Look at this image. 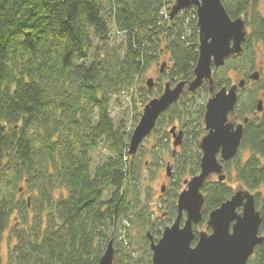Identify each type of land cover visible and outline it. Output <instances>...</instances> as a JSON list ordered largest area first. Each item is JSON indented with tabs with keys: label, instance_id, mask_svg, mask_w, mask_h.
Masks as SVG:
<instances>
[{
	"label": "trees",
	"instance_id": "trees-1",
	"mask_svg": "<svg viewBox=\"0 0 264 264\" xmlns=\"http://www.w3.org/2000/svg\"><path fill=\"white\" fill-rule=\"evenodd\" d=\"M221 1L232 18L244 17L249 34L242 54L213 68L214 86L233 83L227 68L240 72L251 63L234 114L237 122L247 121L236 155L221 161L225 179L213 177L201 188L202 220L193 225L192 244L208 213L238 185L254 195L264 235L263 76L250 79L254 88L246 87L255 71L253 46L264 45V0ZM173 2L0 0V244L4 234L6 243L0 264H98L109 242L114 264H152L147 233L157 240L176 217L177 195L186 175L199 171V139L206 133L204 84L182 93L158 117L152 153L168 146L163 139L169 130L159 136L164 122L176 121L184 136L170 149L174 172L154 216L141 188L144 169L151 167L143 160L145 149L140 145L135 154L128 152L141 114L133 116L131 110L137 95L144 105L162 92L156 84L138 93L141 74L162 57L168 59L163 75L171 84L193 78L196 10L191 6L165 17ZM118 92L127 107L114 118L110 104ZM98 149L104 152L95 158ZM131 226L142 232L138 254ZM246 264H264V240Z\"/></svg>",
	"mask_w": 264,
	"mask_h": 264
},
{
	"label": "water",
	"instance_id": "water-1",
	"mask_svg": "<svg viewBox=\"0 0 264 264\" xmlns=\"http://www.w3.org/2000/svg\"><path fill=\"white\" fill-rule=\"evenodd\" d=\"M194 6L198 28V57L193 69V78L171 84L168 80L162 92L148 100L134 126L128 152L135 154L141 142L152 132L158 117L173 103L177 102L185 87L193 93L202 84L208 87L211 95L207 98L203 113L206 133L199 139L201 157L199 171L186 178L185 187L176 199L177 215L166 225L160 237L154 240L149 233V246L152 264H246L254 253L255 246L264 240L259 231L261 216L256 208L254 195L242 185L234 188L232 195L218 207L212 209L206 219L210 231L195 232L193 225L202 220L204 194L201 188L212 176L224 180L226 175L221 161L231 160L237 153L247 121H235V106L238 89L245 84V78L229 86L215 89L213 68L221 67L231 56L242 54L243 43L248 36L246 20L242 16L232 18L221 0H174L169 10L172 18L181 10ZM166 62H162L160 70ZM249 79L258 80L257 70L249 74ZM153 79L148 78L150 88ZM262 108V99L257 102V110ZM176 126L169 129L173 146L183 139V132H175ZM175 150H173L174 152ZM264 161V156H263ZM170 164L166 166L168 174ZM164 186H161V191ZM112 242L107 244L98 264H113Z\"/></svg>",
	"mask_w": 264,
	"mask_h": 264
},
{
	"label": "rangeland",
	"instance_id": "rangeland-1",
	"mask_svg": "<svg viewBox=\"0 0 264 264\" xmlns=\"http://www.w3.org/2000/svg\"><path fill=\"white\" fill-rule=\"evenodd\" d=\"M113 40L120 41L121 39H120V37L113 36ZM253 48L255 51V57H254L253 62H255V63H254V68L251 70L255 69V70L261 71V68H259V67L261 66V62L264 60V46L261 45V43H259V44H255L253 46ZM167 60L168 59L166 57H162L160 60H158V62L152 63L141 74V76L139 78V83H138V86L140 87V89L138 91L139 94L142 93L143 89L155 88L156 84H161L162 90H163V85H164L166 80H165V78H164V81L162 80V77L159 76L158 70H159L161 63L164 61L167 62ZM249 68H252L251 63H249V65H245L240 72H236V69H233V68H227L226 72H227V75L230 78L231 82H237L240 78L243 77L244 70L245 69L247 70ZM155 77H156L155 83L150 88H148L146 85L147 79L148 78H155ZM164 77H166V76H164ZM262 78H264V74H263ZM246 87L247 88H254L255 82L254 83L252 81L248 82L246 84ZM210 95H211V92H209V94H203L202 96H204V97L202 100L199 99V100H201L200 102H203V104H205L207 98ZM156 96H158V95L149 96V97L153 98ZM140 99H141V97H139L137 95L136 96V108L134 110H131L132 113L134 112L133 116L137 112L141 113L143 105L140 103ZM111 102H112L110 104L111 115L114 118H116L122 112V110L125 109V107H127V102H126L124 96H122V94L120 92L112 95ZM129 114L130 113H128V115ZM130 115H129V121L128 122H133V118H132L133 116L130 117ZM171 123L164 122V124H162V130L160 131V134H159L160 137L163 136L164 130L168 131L171 125L177 124L176 121H174V120ZM154 135L155 134L151 132L148 135V137L145 138L140 144L145 149L144 155H143V160L146 163H150L149 166H151L150 169L149 168L147 169L148 170L147 172L144 169V174L146 176L144 177V179L141 182V188H142V193H143L144 197H148L150 209L154 210V216H157L160 212H159L156 204L159 201L161 194L163 193L160 190L161 186H165V189H167L170 186L172 176H173V172H174V169L172 167V157L170 155V149H173L174 147L172 145V138L169 135L168 137H166V138L164 137V139H163V140H166V142L168 143V146L166 145L165 149L161 148L156 153L155 152L152 153V147H153V143H154V139H155ZM103 150L104 149H102V151H101V149H98L94 153V157L98 158L101 154H103V152H104ZM169 163H170V169H169V172L167 174L166 173V166ZM150 172H153V173L151 174ZM189 177L190 176L186 175V178H189ZM213 177H217V176L214 175L211 177V179ZM182 178H181V180H182ZM238 186H240V185H238ZM238 186H236V187H238ZM184 187H185V185H184ZM165 189H164V192H165ZM201 230L208 231L207 226L206 225H199L198 231H201ZM141 233H142L141 230L137 226H131L130 234H131L132 246L135 249H137V254L142 251V249L139 248L140 243H141L140 242L141 241ZM0 246H1L0 254L4 255L5 251H6L5 234L3 236V240H2V243L0 244Z\"/></svg>",
	"mask_w": 264,
	"mask_h": 264
},
{
	"label": "flooded vegetation",
	"instance_id": "flooded-vegetation-1",
	"mask_svg": "<svg viewBox=\"0 0 264 264\" xmlns=\"http://www.w3.org/2000/svg\"><path fill=\"white\" fill-rule=\"evenodd\" d=\"M247 30H248V33H249V29H248V27H247ZM259 44V43H258ZM255 45V44H254ZM262 45V44H261ZM264 46V45H263ZM240 55V54H239ZM234 57H238V55H236V56H234ZM165 66L166 65H164V67H163V69L162 70H160V67H159V70H158V72H159V76L160 77H162V80L164 81V78H165V80L167 81V78L166 77H164V75H163V70L165 69ZM259 68H261V71H259V74H260V77H262L263 76V74H264V60L261 62V66L259 67ZM245 78V77H244ZM153 79V84L155 83V79H156V77L155 78H152ZM251 80L249 79L248 80V82H250ZM245 83H246V78H245ZM152 84V85H153ZM173 84H175V83H173ZM172 84V85H173ZM205 85V84H204ZM186 91V89H185V87H184V89H183V92L182 93H184ZM179 130H182L180 127H179V125H177L176 124V128H175V132H177V131H179ZM171 136V138L173 139V137H172V135H170ZM183 136H184V133H183Z\"/></svg>",
	"mask_w": 264,
	"mask_h": 264
},
{
	"label": "built area",
	"instance_id": "built-area-1",
	"mask_svg": "<svg viewBox=\"0 0 264 264\" xmlns=\"http://www.w3.org/2000/svg\"><path fill=\"white\" fill-rule=\"evenodd\" d=\"M163 12H164V16H165V17H168V16H167V10L164 9Z\"/></svg>",
	"mask_w": 264,
	"mask_h": 264
}]
</instances>
